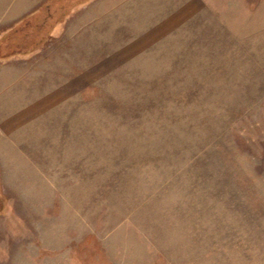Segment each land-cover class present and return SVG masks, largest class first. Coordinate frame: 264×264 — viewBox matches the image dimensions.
Returning a JSON list of instances; mask_svg holds the SVG:
<instances>
[{"label":"rangeland","instance_id":"obj_1","mask_svg":"<svg viewBox=\"0 0 264 264\" xmlns=\"http://www.w3.org/2000/svg\"><path fill=\"white\" fill-rule=\"evenodd\" d=\"M47 1L0 0V34ZM58 26L0 59V264H264V0Z\"/></svg>","mask_w":264,"mask_h":264},{"label":"trees","instance_id":"obj_2","mask_svg":"<svg viewBox=\"0 0 264 264\" xmlns=\"http://www.w3.org/2000/svg\"><path fill=\"white\" fill-rule=\"evenodd\" d=\"M81 2L82 0H49L42 9L40 8L39 14L35 15V13L32 17H26L14 29L8 30L6 34L1 33L0 53L3 52L4 55L6 53V56L0 54V59L17 54L21 56L27 53L28 55L39 50L43 41H46L45 38L51 34L50 31L55 32L58 25L73 12L74 8H78ZM51 6L54 8L50 10ZM42 15L48 20L45 25L43 19H40Z\"/></svg>","mask_w":264,"mask_h":264}]
</instances>
